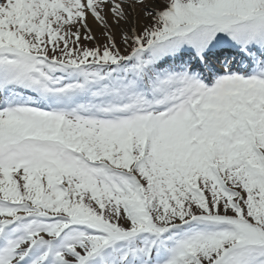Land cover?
<instances>
[{
    "label": "snow or ice",
    "instance_id": "1",
    "mask_svg": "<svg viewBox=\"0 0 264 264\" xmlns=\"http://www.w3.org/2000/svg\"><path fill=\"white\" fill-rule=\"evenodd\" d=\"M0 264H264V0H0Z\"/></svg>",
    "mask_w": 264,
    "mask_h": 264
}]
</instances>
